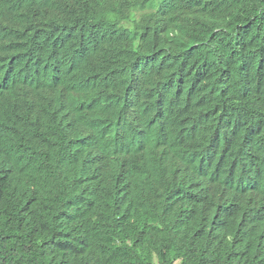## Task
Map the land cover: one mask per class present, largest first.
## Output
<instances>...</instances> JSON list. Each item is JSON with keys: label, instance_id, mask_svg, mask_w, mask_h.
<instances>
[{"label": "trees", "instance_id": "trees-1", "mask_svg": "<svg viewBox=\"0 0 264 264\" xmlns=\"http://www.w3.org/2000/svg\"><path fill=\"white\" fill-rule=\"evenodd\" d=\"M103 2L84 79L29 106L63 3L0 0V264H264V0Z\"/></svg>", "mask_w": 264, "mask_h": 264}, {"label": "clouds", "instance_id": "clouds-1", "mask_svg": "<svg viewBox=\"0 0 264 264\" xmlns=\"http://www.w3.org/2000/svg\"><path fill=\"white\" fill-rule=\"evenodd\" d=\"M4 1L7 4L8 0ZM25 1L33 3L35 7L37 4L38 7L41 0ZM57 1L63 3V9L60 17L57 15L55 29L50 39L52 53L48 55L45 61L36 63L33 66V90L28 96L29 106H34L38 101H41L40 96L47 86L56 87L54 98L62 96L67 91L75 90L86 74V68L81 61L83 55L91 47L96 49L95 38H91L89 29L92 26L95 27L97 25L95 23L100 19L104 9L103 0ZM20 14V10L18 12H8L7 20L10 26L14 27L16 25L15 19ZM123 22L125 23L126 20ZM15 47V45H11L9 49L15 52ZM148 63L147 59L141 60L137 63V67L142 68ZM20 68L23 69L25 66ZM20 92L22 95L21 89ZM15 96L19 98V92ZM43 125L51 131L60 132L59 128H62L59 137L63 139L62 145L67 153L72 151L80 140L77 136L78 132L73 118L68 116L47 118ZM256 184L258 183L250 176L244 187L247 195H251L255 190L260 189Z\"/></svg>", "mask_w": 264, "mask_h": 264}, {"label": "rangeland", "instance_id": "rangeland-1", "mask_svg": "<svg viewBox=\"0 0 264 264\" xmlns=\"http://www.w3.org/2000/svg\"><path fill=\"white\" fill-rule=\"evenodd\" d=\"M174 264H178V262H175Z\"/></svg>", "mask_w": 264, "mask_h": 264}]
</instances>
